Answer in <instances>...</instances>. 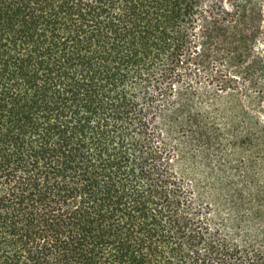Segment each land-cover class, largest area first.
Here are the masks:
<instances>
[{
	"label": "trees",
	"instance_id": "trees-1",
	"mask_svg": "<svg viewBox=\"0 0 264 264\" xmlns=\"http://www.w3.org/2000/svg\"><path fill=\"white\" fill-rule=\"evenodd\" d=\"M213 61L264 77V0H0V264H264L160 127L203 137L183 84Z\"/></svg>",
	"mask_w": 264,
	"mask_h": 264
},
{
	"label": "rangeland",
	"instance_id": "rangeland-1",
	"mask_svg": "<svg viewBox=\"0 0 264 264\" xmlns=\"http://www.w3.org/2000/svg\"><path fill=\"white\" fill-rule=\"evenodd\" d=\"M200 69L201 77L187 75L183 88L192 87L187 102L195 124L204 127L203 137L196 127L183 125L186 119L177 120L171 131L161 120V130L174 146L176 170L191 186L196 206L206 212L212 226L235 243L261 247L264 77L251 82L241 64L218 61ZM225 79L231 80L221 87Z\"/></svg>",
	"mask_w": 264,
	"mask_h": 264
}]
</instances>
